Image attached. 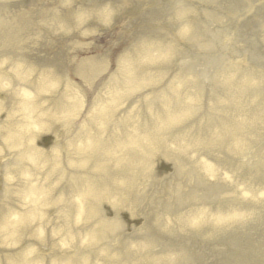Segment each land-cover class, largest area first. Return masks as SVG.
Instances as JSON below:
<instances>
[{"label": "bare ground", "instance_id": "obj_1", "mask_svg": "<svg viewBox=\"0 0 264 264\" xmlns=\"http://www.w3.org/2000/svg\"><path fill=\"white\" fill-rule=\"evenodd\" d=\"M169 1L0 0V264H206L246 230L264 264V54H224L253 10Z\"/></svg>", "mask_w": 264, "mask_h": 264}, {"label": "rangeland", "instance_id": "obj_2", "mask_svg": "<svg viewBox=\"0 0 264 264\" xmlns=\"http://www.w3.org/2000/svg\"><path fill=\"white\" fill-rule=\"evenodd\" d=\"M43 2H45L47 5H54L57 7V4L62 1V0H42ZM67 2V0H65ZM72 0H69V3H71ZM103 4H106V6L108 7L107 9L110 10L112 13H114V11L116 9H120L121 7L117 5V7L115 6V4H113L111 2V0H101ZM155 3L163 8L168 7V4L170 3L169 0H154ZM240 1V0H239ZM234 2V4H232ZM241 2V1H240ZM68 3V2H67ZM219 5H223V10L225 12H228L233 9L235 12L241 13L242 11L245 10L244 13L247 14V10L248 8H251V10H253V14L254 16L252 17V15H250L247 18H251L254 19H246V20H242L244 23L240 25V27L238 28L239 31L237 30V27L234 29H231V27H228L227 29H225V32L227 33V35H232V38L236 40V36L241 34V38H242V45L244 46V49H242L239 52H233V51H229L228 49H224V54L228 59H238V60H244L245 62V67L254 71V70H258L260 68H262L263 66L258 63L255 62L252 58L253 54L251 52V49H255V51L257 53L260 54H264V51L261 49V46L259 44V36H257L259 30L261 31L260 26H262V28L264 29V0H248V2L246 3H239L236 2V0H218ZM77 4V3H76ZM112 4V5H111ZM129 8L128 9H132V7H130V5H127ZM197 7V6H196ZM230 7V8H229ZM232 8V9H231ZM170 11V8H169ZM111 13V14H112ZM92 13H85L84 17H86V19L91 20L95 17H93V15H91ZM171 19L172 17H174L172 15V12L170 13ZM222 16V14H221ZM98 17V15H97ZM203 19V18H202ZM227 20V19H226ZM257 21V22H256ZM65 24V23H64ZM66 28H71V24L69 26H67ZM87 28H89V33H92L93 35H95V37L91 40L93 47H97L94 49L98 50V47L102 48L105 51H112L115 44L117 43V40H120V36L124 33V29L122 27V23L120 22H116L113 21L112 23L110 22V24L105 27V28H101L98 27L96 25V23L92 20L90 21V23L88 24ZM240 32V34H239ZM264 32V31H263ZM257 36V37H256ZM240 41V42H241ZM186 48V47H185ZM189 49V48H186ZM207 53L210 54H215V53H210L207 51ZM89 54H92V49H89ZM209 69H213V67H209ZM186 78L192 79V77L190 76H186ZM101 80L99 78L95 79L93 83H99ZM73 82L77 83V77L73 78ZM100 90V89H98ZM88 90H85V92ZM134 97V96H132ZM82 100H84L82 98ZM203 99L198 100L196 103L199 105L201 103H203ZM13 174V173H11ZM248 230H246L243 234H240L239 236L241 237V241L244 242V245L239 247L238 250H235V248L233 247L232 243L229 246V238H225L224 242H222L223 248L221 249V251H218L217 253H215L213 256L209 257L206 261V264H244L243 260H244V255L245 252L247 251V248H244L245 246H250V245H258L259 241L257 238V240L255 238H251L248 234L253 232L252 230H249V232H247ZM247 232V233H246ZM235 241V239H234ZM229 246V248H228ZM240 252H242L243 254H241ZM248 259V257H245V259ZM205 264V263H204Z\"/></svg>", "mask_w": 264, "mask_h": 264}]
</instances>
